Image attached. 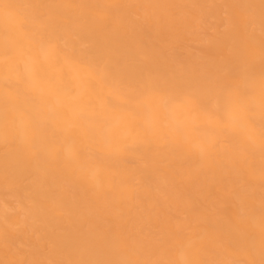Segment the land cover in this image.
I'll list each match as a JSON object with an SVG mask.
<instances>
[{"label": "bare ground", "instance_id": "obj_1", "mask_svg": "<svg viewBox=\"0 0 264 264\" xmlns=\"http://www.w3.org/2000/svg\"><path fill=\"white\" fill-rule=\"evenodd\" d=\"M43 262L264 264V0H0V264Z\"/></svg>", "mask_w": 264, "mask_h": 264}, {"label": "rangeland", "instance_id": "obj_2", "mask_svg": "<svg viewBox=\"0 0 264 264\" xmlns=\"http://www.w3.org/2000/svg\"><path fill=\"white\" fill-rule=\"evenodd\" d=\"M206 31L208 34H211L213 32V29L210 28V25L209 24H206ZM201 38H203V35L201 36ZM10 202V213L12 214H19V210L17 208V203L15 202L14 199H10L9 200ZM184 219V217L180 216V215H174L173 216V223H178L180 221H182ZM136 232V231H135ZM145 233V232H144ZM44 248V252L46 253L47 252V249L46 247H43ZM6 252H4L1 256L2 258L6 259V258H16V259H23L22 256H19V253H22L24 251H26V247L23 246V245H19V244H15V245H12V246H9L8 248L5 249ZM43 264H49L47 262H43Z\"/></svg>", "mask_w": 264, "mask_h": 264}]
</instances>
